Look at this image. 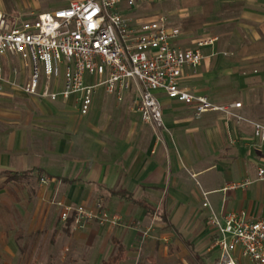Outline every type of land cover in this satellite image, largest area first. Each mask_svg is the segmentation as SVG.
I'll return each instance as SVG.
<instances>
[{
  "label": "crops",
  "instance_id": "1",
  "mask_svg": "<svg viewBox=\"0 0 264 264\" xmlns=\"http://www.w3.org/2000/svg\"><path fill=\"white\" fill-rule=\"evenodd\" d=\"M70 1L0 0V10L25 17L66 7ZM119 9L136 22L168 16L170 24L181 29L176 43L184 48L218 36L214 46L204 48L206 57L196 69H184L182 85L219 106L241 102L232 110L246 120L222 111L196 117L191 106L159 91L165 128L155 130L136 111L133 92L119 101L104 88L83 116L77 95L52 101L28 94L23 87L31 78L30 68L20 58L3 57L4 182L41 186L39 195L52 209L44 214L56 217L52 244L55 234L58 240H64L63 235L74 239L78 231L68 227L55 203L93 208V202L102 199L107 215L127 224L99 229V237L107 240L110 234L112 249L89 243L75 248L58 240L45 248L37 241L22 264L65 263L77 250L82 251L80 262L72 264H93L96 252L104 264L119 245L124 254L118 264H216L220 250L213 246L216 234L207 217L215 213L223 220L230 212L264 216V180H257L264 167V141L255 135L253 124L264 125V0H135L132 6L122 0ZM61 88L59 80L54 90ZM26 171H33L30 178L7 180L8 172ZM249 178L255 181L247 188H229ZM42 180L49 181L47 188ZM145 235L155 238L142 245ZM4 251L14 260L20 248L11 245Z\"/></svg>",
  "mask_w": 264,
  "mask_h": 264
},
{
  "label": "built area",
  "instance_id": "2",
  "mask_svg": "<svg viewBox=\"0 0 264 264\" xmlns=\"http://www.w3.org/2000/svg\"><path fill=\"white\" fill-rule=\"evenodd\" d=\"M121 1L71 0L66 7L25 17H10L0 10V57L20 58L30 68L31 78L23 87L28 94L52 101L77 95L83 116L89 114L97 91L104 88L119 101L133 92L136 111L155 130L165 128L159 91L191 106L196 117L222 111L238 121L246 120L232 110L241 102L219 106L182 85L184 69H196L206 57L204 48L214 46L218 36L181 47L176 41L182 31L170 24L168 16L136 22L121 13ZM125 1L129 6L135 3ZM3 67L0 60V72ZM59 80L62 88L55 91ZM253 124L255 135L264 141V125ZM257 180H264V167L259 168ZM254 181L245 179L229 188H247ZM72 215L76 227L92 217L115 226L120 222L118 216L103 217L84 205L66 207L62 219ZM208 224L216 234L213 246L220 250L216 264H239V259L264 264V216L248 218L243 212H230L222 220L212 213Z\"/></svg>",
  "mask_w": 264,
  "mask_h": 264
},
{
  "label": "rangeland",
  "instance_id": "3",
  "mask_svg": "<svg viewBox=\"0 0 264 264\" xmlns=\"http://www.w3.org/2000/svg\"><path fill=\"white\" fill-rule=\"evenodd\" d=\"M0 60H5L0 57ZM16 65L21 67L18 63V60H13ZM255 73V72H254ZM62 78V77H61ZM60 78V79H61ZM5 175L0 176V264H22V259L26 257L29 253L30 246L34 242L39 243V247L43 246L47 248L50 244H52V231L53 228L56 227L54 225L56 221L51 218V216H46L44 214L46 211L50 210L49 203L44 197H41L39 192L41 191V186H37V184L33 183H5ZM44 188L49 186L48 180H42L41 183ZM3 186V187H2ZM53 202V200H51ZM58 205L60 211V217L62 218V213L66 209V207L76 208L77 204L73 205H63L61 203H55ZM99 204L101 206L99 207ZM209 207V204H207ZM55 206V205H54ZM95 210L98 215L103 216L107 214V208L105 207V203L102 199H96L93 202V208H89ZM52 210V209H51ZM50 210V211H51ZM210 213V211H209ZM110 214H108L109 216ZM112 215V214H111ZM110 215V216H111ZM115 215V214H114ZM208 220V217L207 219ZM59 223V221H57ZM58 223L56 224L57 226ZM123 225H126L122 219L119 222ZM106 225H112L109 221H102L97 218H89L85 220L81 227H74V231H77L76 237L74 239H70L67 236L63 235L64 240H58L57 234H55L57 240L61 242L63 246L69 244L73 245L75 248L78 246H82L84 244L89 243L91 246L99 248L101 245H108L110 249L114 248L112 242L110 241V234L108 235V239H105V236L102 237L97 236L99 229L105 227ZM143 228L145 226H142ZM142 232V231H141ZM152 232V230L150 231ZM161 231L157 233L155 230L156 236L161 237ZM61 233H59L60 235ZM144 235V234H143ZM149 236V235H148ZM145 235L144 239L140 240L142 245H145L149 239L155 237H148ZM101 238V239H100ZM153 240V239H151ZM54 242L52 245H55ZM160 240H158V243ZM11 245L20 248V253L18 259H14L5 253V249ZM99 245V247H98ZM33 247V246H32ZM4 252H3V251ZM40 251V250H39ZM37 251V253L39 252ZM78 252L69 254L67 256L70 257V260L65 263L59 264H72L74 262H80L81 259V250H77ZM110 251H106L108 254ZM60 254V253H59ZM97 252L95 256L91 258V262L93 264H100V260L102 257L97 256ZM105 254V253H104ZM71 255V256H70ZM21 256V257H20ZM192 261V260H191ZM242 264H250L247 261L242 260Z\"/></svg>",
  "mask_w": 264,
  "mask_h": 264
},
{
  "label": "trees",
  "instance_id": "4",
  "mask_svg": "<svg viewBox=\"0 0 264 264\" xmlns=\"http://www.w3.org/2000/svg\"><path fill=\"white\" fill-rule=\"evenodd\" d=\"M33 171H26V172H8L7 174V180L9 181H21L26 178H30V175L32 174ZM124 197H128L131 199V195L128 194L127 192L124 193ZM139 204H143L146 208H149V205H146L145 203L137 200H133ZM75 217L74 215L70 216L66 220V224L68 227H71L74 224ZM123 254H124V249L121 245H119V250L116 255L113 257L109 258L107 261L104 262V264H118L121 259H123Z\"/></svg>",
  "mask_w": 264,
  "mask_h": 264
}]
</instances>
